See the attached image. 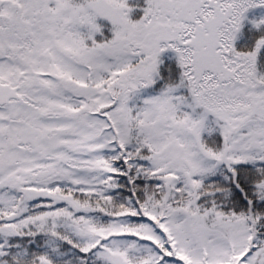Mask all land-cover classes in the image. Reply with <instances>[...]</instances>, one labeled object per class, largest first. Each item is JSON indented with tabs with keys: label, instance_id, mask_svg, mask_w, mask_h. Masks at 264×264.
I'll return each instance as SVG.
<instances>
[{
	"label": "snow or ice",
	"instance_id": "1",
	"mask_svg": "<svg viewBox=\"0 0 264 264\" xmlns=\"http://www.w3.org/2000/svg\"><path fill=\"white\" fill-rule=\"evenodd\" d=\"M0 264H264V0H0Z\"/></svg>",
	"mask_w": 264,
	"mask_h": 264
},
{
	"label": "trees",
	"instance_id": "2",
	"mask_svg": "<svg viewBox=\"0 0 264 264\" xmlns=\"http://www.w3.org/2000/svg\"><path fill=\"white\" fill-rule=\"evenodd\" d=\"M132 2H134V3H138V4H143L142 2H143V0H133ZM140 13L137 11L136 13H135V15L136 16H138Z\"/></svg>",
	"mask_w": 264,
	"mask_h": 264
},
{
	"label": "rangeland",
	"instance_id": "3",
	"mask_svg": "<svg viewBox=\"0 0 264 264\" xmlns=\"http://www.w3.org/2000/svg\"><path fill=\"white\" fill-rule=\"evenodd\" d=\"M133 1V0H132ZM134 3V2H133ZM143 3V2H142ZM142 5V4H141Z\"/></svg>",
	"mask_w": 264,
	"mask_h": 264
}]
</instances>
